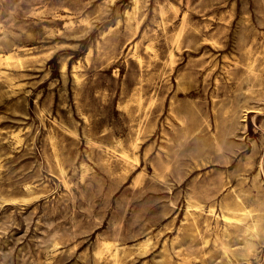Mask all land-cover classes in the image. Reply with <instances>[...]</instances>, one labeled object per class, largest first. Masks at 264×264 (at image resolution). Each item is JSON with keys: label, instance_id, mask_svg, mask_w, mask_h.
I'll return each mask as SVG.
<instances>
[{"label": "rangeland", "instance_id": "1", "mask_svg": "<svg viewBox=\"0 0 264 264\" xmlns=\"http://www.w3.org/2000/svg\"><path fill=\"white\" fill-rule=\"evenodd\" d=\"M138 6L0 0V264H264V0Z\"/></svg>", "mask_w": 264, "mask_h": 264}, {"label": "bare ground", "instance_id": "2", "mask_svg": "<svg viewBox=\"0 0 264 264\" xmlns=\"http://www.w3.org/2000/svg\"><path fill=\"white\" fill-rule=\"evenodd\" d=\"M139 0H135V7L136 9L139 7ZM104 36V35H103ZM20 54L16 53V52H0V59H4V60H9L10 59H14V58H19ZM127 155V154H125ZM227 217H232V216H227ZM253 229V233L255 235L259 234V229L257 226V223L253 225L252 227ZM113 236V234H112ZM237 246V245H235ZM228 249V248H227ZM126 249L118 242V240L116 238H108L105 239L102 244L101 247L98 250V254L101 255H107V257H109L111 260H113L115 263H118L123 254L125 253ZM228 251V250H226Z\"/></svg>", "mask_w": 264, "mask_h": 264}]
</instances>
